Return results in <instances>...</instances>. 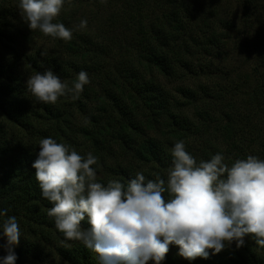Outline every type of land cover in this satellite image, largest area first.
I'll return each instance as SVG.
<instances>
[{
  "label": "trees",
  "instance_id": "trees-1",
  "mask_svg": "<svg viewBox=\"0 0 264 264\" xmlns=\"http://www.w3.org/2000/svg\"><path fill=\"white\" fill-rule=\"evenodd\" d=\"M260 1L264 2L242 0L240 28L233 16L218 15L219 0H107L116 17L110 45L94 37L84 0H65L54 21L72 30L69 41L31 31L20 15L18 0H0V208L8 209L7 215H15L20 225L16 264H99L96 253L80 241L65 240L54 218L47 215L52 204L42 198L32 168L43 138L51 137L82 156L92 153L97 157L93 165L97 180L103 183H126L136 172L150 179L154 173L165 176L171 148L178 140L185 141L197 161L208 160L221 152L211 133L221 125L230 130L238 120L246 123L239 129L244 134L226 131L222 138L226 150L240 152L241 141L251 139L264 148V42L256 55L248 54V62L253 59L255 65L245 79L250 88L242 93L257 101L246 104L245 114L237 115L233 108L230 112L213 110V90L200 82L194 87L188 83L208 79L218 71L228 75L217 60L232 31L240 30L239 38L253 43L244 29L245 20L255 11L264 15ZM204 3L215 12L203 15L209 9ZM197 14L202 16L197 19ZM81 19L87 20L85 29L78 28ZM45 39L53 43V50L39 44ZM115 52L120 54L113 64L110 58ZM46 69L69 87L83 70L90 83L77 99L66 95L56 104L38 102L26 80ZM158 76L180 80L178 95L167 91ZM189 108L199 116L197 124L186 114ZM74 114L81 122L74 121ZM260 134L261 141H256ZM259 158L264 159V149ZM143 164L149 167L142 170ZM4 242L0 238V245ZM178 248L170 245L161 264H264V249L251 239L239 249L226 247L207 259L192 261L178 255ZM5 254L0 247V256Z\"/></svg>",
  "mask_w": 264,
  "mask_h": 264
},
{
  "label": "clouds",
  "instance_id": "clouds-1",
  "mask_svg": "<svg viewBox=\"0 0 264 264\" xmlns=\"http://www.w3.org/2000/svg\"><path fill=\"white\" fill-rule=\"evenodd\" d=\"M106 3V0H100ZM65 0H18L23 21L31 31L64 41L73 32L54 22ZM87 27L81 19L79 29ZM90 83L86 71L69 87L51 69L26 80L38 102L56 104L58 98H79ZM165 176L143 172L123 183L97 180V157L82 156L51 137L39 141L32 163L42 198L52 204L47 215L65 240L80 241L97 254L99 264H161L170 245L192 261L209 258L233 243L239 249L246 237L264 249V159L255 155L228 163L222 152L199 160L184 140L174 143ZM0 208V245L6 254L0 264H16L14 251L22 233L17 217ZM82 222H86L85 227ZM211 250V252H210Z\"/></svg>",
  "mask_w": 264,
  "mask_h": 264
},
{
  "label": "rangeland",
  "instance_id": "rangeland-1",
  "mask_svg": "<svg viewBox=\"0 0 264 264\" xmlns=\"http://www.w3.org/2000/svg\"><path fill=\"white\" fill-rule=\"evenodd\" d=\"M100 0H84V10L88 13V16L91 18V29L94 31L93 34L94 37L98 40H100L102 43L106 44L109 43L112 45L111 38L114 35L112 33V29L116 25V17H114L113 10L110 13V3H100ZM209 1V0H207ZM242 0H219L218 5L216 6L217 12L219 13L220 17L223 18H229L234 17V22L236 23V27L241 28V23L243 19V8L241 4ZM206 3L203 4V7ZM260 4L262 1H260ZM209 5V9L206 10V13H202L203 15H209L211 12L214 13V8H211V4H206V7ZM263 6V5H262ZM202 10V8L199 9V12ZM209 13V14H208ZM198 16V17H197ZM202 16L196 15L195 17L199 19ZM248 19V18H247ZM246 24H248L247 27V34L252 38V42L250 45H248L247 41L246 43L242 41L239 31L234 32L232 31L230 35V39L226 41V44L224 45V50L221 55V58L217 60V63H219L220 67H224V71L228 72V75L225 73L221 74L218 71V74L213 75L212 77L205 79V80H197V79H191L188 81L191 86H195L198 84V82L209 86L211 90H213V96L215 99L213 102H216V106L212 108L213 110L221 111L222 109H226L230 112L232 108L234 109V113L242 112V114H245L247 109V103L250 102V104H254L257 101V99L254 96H244L242 92L247 91L248 87L250 88V81H246L245 79L248 78V74L252 70L253 66L255 65L254 60L251 59L250 62H248L249 56L248 54L251 53V55H256V50L261 49L264 42V15L258 14V11H255L254 14L251 15L250 20H245ZM251 25V26H250ZM222 24L220 27V30L222 29ZM242 33V32H240ZM101 36H103L101 38ZM131 36V34H130ZM105 37V39H104ZM39 44L42 47H45L47 49L53 50L54 46L51 41H48L45 39V41H38ZM225 42V41H224ZM255 47V50L254 48ZM119 52H115V55H113L112 58H110V62L113 64H116L117 59L119 58ZM252 55V56H253ZM112 65V64H109ZM238 72L239 76L238 77ZM236 78V79H234ZM158 79H160V82L165 87L167 91H170L172 94H177L176 88L178 85H180L181 81L178 79L173 78H165L162 76H158ZM245 80V81H244ZM226 95V97H223ZM262 98L258 100V102H261ZM227 105L226 107H224ZM229 106V107H228ZM186 114L189 115L197 124V119L200 122V118L197 114H195V110L193 108H189L186 111ZM75 119L74 121L81 122V118L78 114H74ZM220 116V115H219ZM221 119V116L219 117ZM242 118V117H241ZM224 121V120H223ZM202 122V121H201ZM225 122V121H224ZM246 124L244 121L238 120L231 123V129H225L221 125L220 129H214V133L212 132V137L214 138L215 144L221 149V152L226 156V158H230L227 160L228 163H231L232 160L236 158H246L247 155H255L259 157V153L263 151V147L260 145L261 143L255 142V144L252 143V139L250 141L245 142L244 140L241 141L240 148L238 151L240 152H234L226 150V143L224 142L223 135L226 131L230 132H237L239 131L242 126ZM240 136H242L244 133L239 131L238 132ZM256 141H261V134L256 139ZM244 144V145H243ZM112 159H116L115 157L111 156ZM110 158V159H111ZM149 167V165L143 164L141 166V169H145ZM154 167L157 168L158 165L155 163ZM248 239L247 237L245 238ZM231 246H235L233 243Z\"/></svg>",
  "mask_w": 264,
  "mask_h": 264
}]
</instances>
